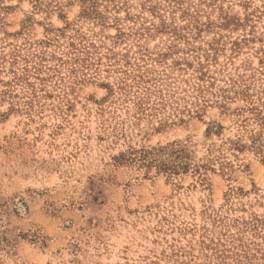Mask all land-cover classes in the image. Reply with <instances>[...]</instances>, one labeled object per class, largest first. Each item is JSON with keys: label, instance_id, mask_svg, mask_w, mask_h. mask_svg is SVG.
Listing matches in <instances>:
<instances>
[{"label": "rangeland", "instance_id": "obj_1", "mask_svg": "<svg viewBox=\"0 0 264 264\" xmlns=\"http://www.w3.org/2000/svg\"><path fill=\"white\" fill-rule=\"evenodd\" d=\"M0 264H264V0H0Z\"/></svg>", "mask_w": 264, "mask_h": 264}, {"label": "trees", "instance_id": "obj_2", "mask_svg": "<svg viewBox=\"0 0 264 264\" xmlns=\"http://www.w3.org/2000/svg\"><path fill=\"white\" fill-rule=\"evenodd\" d=\"M63 29L65 28L58 29V31H64ZM80 39L83 38L81 37ZM69 45L72 47L71 49L78 52L72 42H70ZM35 56L39 57L40 60H44L42 55ZM78 58V55H76L75 59ZM34 69V74L38 75L41 66L35 67ZM27 72L28 69L24 68L23 74L25 75L17 78L25 80V76L27 77L28 74ZM147 72L148 70H146V68L143 69L142 66H134L130 71L125 70L124 77L116 82L117 86H115L119 90L120 95H123L124 99H132L140 110L143 109L142 107L146 103L145 99H147L148 96L150 97V95L153 94L152 92H154L148 85V82H150L152 78ZM199 72L200 78L205 76L204 72ZM26 82L29 86H32V90H34L33 85L29 81ZM106 88L109 94L114 93V89L111 85H107ZM121 159L138 160L147 167L153 166L158 171H163L167 174H177L181 171H186L189 168L188 153L186 149L178 143H170L159 147L140 148L137 150L131 149L126 152V154L123 153ZM196 169L197 168H194V170Z\"/></svg>", "mask_w": 264, "mask_h": 264}]
</instances>
